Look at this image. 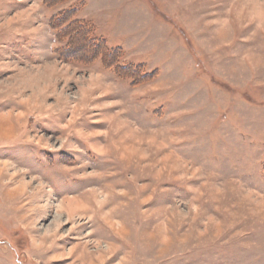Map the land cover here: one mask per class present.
<instances>
[{
	"label": "rangeland",
	"instance_id": "obj_1",
	"mask_svg": "<svg viewBox=\"0 0 264 264\" xmlns=\"http://www.w3.org/2000/svg\"><path fill=\"white\" fill-rule=\"evenodd\" d=\"M0 264H264V0H0Z\"/></svg>",
	"mask_w": 264,
	"mask_h": 264
},
{
	"label": "bare ground",
	"instance_id": "obj_2",
	"mask_svg": "<svg viewBox=\"0 0 264 264\" xmlns=\"http://www.w3.org/2000/svg\"><path fill=\"white\" fill-rule=\"evenodd\" d=\"M70 204V208L73 214L76 212L77 209L80 208L79 205H81L77 200H73Z\"/></svg>",
	"mask_w": 264,
	"mask_h": 264
}]
</instances>
